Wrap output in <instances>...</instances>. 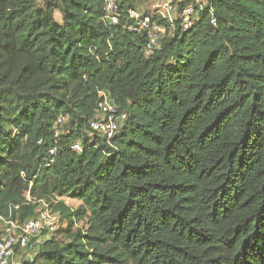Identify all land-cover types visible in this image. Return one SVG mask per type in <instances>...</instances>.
<instances>
[{
	"label": "trees",
	"instance_id": "obj_1",
	"mask_svg": "<svg viewBox=\"0 0 264 264\" xmlns=\"http://www.w3.org/2000/svg\"><path fill=\"white\" fill-rule=\"evenodd\" d=\"M108 1L0 0V236L45 207L65 227L22 264H264V0L145 10L151 50L148 0Z\"/></svg>",
	"mask_w": 264,
	"mask_h": 264
},
{
	"label": "built area",
	"instance_id": "obj_2",
	"mask_svg": "<svg viewBox=\"0 0 264 264\" xmlns=\"http://www.w3.org/2000/svg\"><path fill=\"white\" fill-rule=\"evenodd\" d=\"M163 12H156L162 18H166V14H171L174 8L171 3H166ZM119 4L116 0H109L106 3L105 11L107 19L118 24ZM194 13L192 6L185 8L181 14L183 25L188 27L191 25L190 16ZM129 18L132 21L131 30L141 33L146 32L150 36L149 50L156 46L160 35L164 32V28L155 20L154 16L148 15L142 9L131 10ZM104 100L100 102L98 108L99 117L91 122L90 128L99 136L107 141L112 140L120 125L127 120L125 114H120L117 107L103 94ZM76 150H80L78 145ZM30 200V198H28ZM5 231L0 236V264H19L16 262V251L28 250L31 238L39 236L44 230L49 234L56 232L58 228L59 218L51 213L48 208L43 207L38 216L30 221L21 223L13 220H3Z\"/></svg>",
	"mask_w": 264,
	"mask_h": 264
},
{
	"label": "rangeland",
	"instance_id": "obj_3",
	"mask_svg": "<svg viewBox=\"0 0 264 264\" xmlns=\"http://www.w3.org/2000/svg\"><path fill=\"white\" fill-rule=\"evenodd\" d=\"M185 0H148V2H146L144 5V11L145 10H149L150 12H163V8H164V5L166 3H171L173 8H174V11L171 13V14H166V18L172 22L174 19H176L178 17V7L176 6V4H178L179 2H183ZM195 2L197 4H205L206 3V0H195ZM175 4V5H174ZM57 20H60V16L57 15ZM165 33L163 32L161 35H160V38L163 37ZM64 202L66 203V205L71 209V210H76L78 208V205L79 203L72 200V199H64ZM79 226H84V224H80ZM65 227V225L61 222L58 223V228H63ZM2 230V224H0V232ZM16 259V262L19 263V264H22V260L24 261H29L32 259V255L30 254L29 250H19V253L16 255L15 257Z\"/></svg>",
	"mask_w": 264,
	"mask_h": 264
}]
</instances>
